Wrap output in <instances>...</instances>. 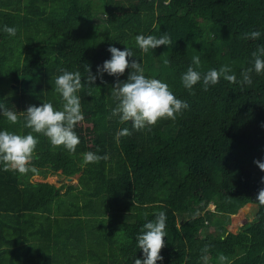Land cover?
<instances>
[{"label":"trees","instance_id":"obj_1","mask_svg":"<svg viewBox=\"0 0 264 264\" xmlns=\"http://www.w3.org/2000/svg\"><path fill=\"white\" fill-rule=\"evenodd\" d=\"M254 30L259 39L243 38ZM140 34L168 35L173 45L144 53L135 40ZM110 46L131 49L129 59L142 64L145 76L165 82L190 108L151 130L120 123L111 115L117 77L97 74L111 59ZM260 46L264 0H0V105L18 115L12 124L0 113V131L28 134L31 105L62 110L55 91L61 69L83 78L88 64L97 74L95 84L82 79L77 93L84 119L74 129L80 139L74 154L33 133L37 172L0 165V264H134L143 259L137 235L161 211L166 236L157 264H204L203 255L221 264V254L224 264H264V207L250 226L228 227L264 188L255 163L264 161V73L253 71L251 86L239 83ZM194 56L201 59L197 71L229 65L237 82L221 78L204 91L201 81L190 94L181 77L195 67ZM123 128L132 134L117 144ZM86 152L109 159L85 165ZM57 173L63 179L80 173L79 184L33 180Z\"/></svg>","mask_w":264,"mask_h":264},{"label":"clouds","instance_id":"obj_2","mask_svg":"<svg viewBox=\"0 0 264 264\" xmlns=\"http://www.w3.org/2000/svg\"><path fill=\"white\" fill-rule=\"evenodd\" d=\"M3 31L10 36H15L17 30L15 27L4 25ZM260 36L261 32L254 30L244 34L243 38L257 40ZM135 40L144 53L161 45L169 47L173 45V41L168 35L157 38L153 35L140 34L135 37ZM108 51L111 53V59L104 61L102 65L97 67V74L100 79H103L105 72L117 77L116 83L111 88V96L115 102L111 115L118 117L120 123L131 122L132 129L137 131L151 130V127L155 126L159 120H176L179 114L190 108L188 102L178 99L165 82L156 78H147L142 64L138 60L129 59L135 56L131 49L127 47L121 50L115 46H110ZM252 55L254 57L253 67L246 68L241 72L242 79L239 83L242 88L245 85H252L251 73L253 71L257 74L264 73V59H262L264 46H260ZM163 63L167 66L170 61L164 59ZM192 65L195 67L189 66L181 77L184 88L192 95H195L194 85L201 81L204 91H207L210 86L218 84L221 78L231 83L237 82V77L232 73L229 65H223L219 70L213 68L204 74L196 70L201 66L199 56L192 57ZM129 68L132 71L127 80H119V77ZM60 71L63 74L55 79V91L63 101L62 110H56L52 103H43L40 106L31 105L25 110L26 115L24 116V127L31 129L28 134L21 135L7 130L0 131V165L3 166L4 171H14L21 175H25L29 171L37 172V169L32 166V161L39 141L33 133L46 136L53 149L63 146L69 153L74 154L76 152L80 139L74 129L84 119L81 110V98L77 93L83 87L82 79L85 81L84 78L86 77V83L95 84L97 74H93L91 66L88 64L85 65L86 76L83 78L79 71L70 72L65 69ZM0 113L12 124L18 122L17 113L4 105H0ZM131 134L129 128L118 130L115 135L117 144L120 143L122 137ZM108 159L107 155L101 156L93 152H86L83 155L85 165ZM255 163L264 171V161L256 160ZM261 182L264 183V177L261 178ZM255 201L254 208L264 207V188L259 190ZM166 219V214L161 211L155 215L154 220L143 225L136 237L137 248L143 250V259H135L134 264H157V261L163 260L161 250L165 246ZM208 249L209 245H205L201 251L206 254ZM201 259L204 264H208L207 255H203ZM218 259L221 264H224L227 257L221 254Z\"/></svg>","mask_w":264,"mask_h":264},{"label":"rangeland","instance_id":"obj_3","mask_svg":"<svg viewBox=\"0 0 264 264\" xmlns=\"http://www.w3.org/2000/svg\"><path fill=\"white\" fill-rule=\"evenodd\" d=\"M79 175L80 173H77L76 175L72 176L71 178H65L57 174H48L46 177L41 175L33 176V180H45L52 183H55L56 185L60 186L61 184L67 183H74L79 184ZM62 179V180H61ZM66 190V187H63L62 191L64 192ZM214 207V205H211ZM250 210H253L254 204H248L247 205ZM254 216H249L248 212L243 210L242 208L232 216L231 223L228 225V227L233 231H238L241 227L244 225L250 223Z\"/></svg>","mask_w":264,"mask_h":264},{"label":"water","instance_id":"obj_4","mask_svg":"<svg viewBox=\"0 0 264 264\" xmlns=\"http://www.w3.org/2000/svg\"><path fill=\"white\" fill-rule=\"evenodd\" d=\"M69 178H71V177H69ZM253 204L255 205V203H253ZM242 209L245 210V211L248 210V214H249V216L252 217V216H254L255 214H257L259 208H253V210L250 211V209H249L248 206H244V207H242ZM248 225L250 226L251 223H249Z\"/></svg>","mask_w":264,"mask_h":264},{"label":"crops","instance_id":"obj_5","mask_svg":"<svg viewBox=\"0 0 264 264\" xmlns=\"http://www.w3.org/2000/svg\"><path fill=\"white\" fill-rule=\"evenodd\" d=\"M248 210H246V212H247Z\"/></svg>","mask_w":264,"mask_h":264}]
</instances>
